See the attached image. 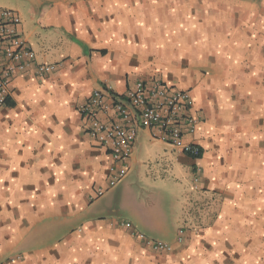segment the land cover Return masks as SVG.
Returning <instances> with one entry per match:
<instances>
[{
    "label": "crops",
    "instance_id": "obj_1",
    "mask_svg": "<svg viewBox=\"0 0 264 264\" xmlns=\"http://www.w3.org/2000/svg\"><path fill=\"white\" fill-rule=\"evenodd\" d=\"M0 7L19 13L36 62L57 66L16 76L0 108V264H264V0ZM156 78L190 90L203 120L186 140L203 156L143 128L127 176L95 198L110 158L87 134L80 106L96 89L122 94ZM138 175L178 190L183 220H163L152 196L142 208ZM110 200L143 219L91 217Z\"/></svg>",
    "mask_w": 264,
    "mask_h": 264
},
{
    "label": "built area",
    "instance_id": "obj_2",
    "mask_svg": "<svg viewBox=\"0 0 264 264\" xmlns=\"http://www.w3.org/2000/svg\"><path fill=\"white\" fill-rule=\"evenodd\" d=\"M21 24L16 10L0 7V108L7 105L10 85L16 76L29 67H34L39 76H45L57 67L36 62L34 50L22 36ZM80 112L86 120L87 134L105 148L110 158L107 183L95 190V198L106 194L127 176L129 160L143 128L152 130L154 139L194 159L203 153L200 145L186 140L198 131L203 120L195 109L190 90L162 79L138 80L122 94L107 87L96 89L80 106ZM179 233L182 241L183 229ZM146 243L154 250L173 248L162 241L146 240Z\"/></svg>",
    "mask_w": 264,
    "mask_h": 264
},
{
    "label": "rangeland",
    "instance_id": "obj_3",
    "mask_svg": "<svg viewBox=\"0 0 264 264\" xmlns=\"http://www.w3.org/2000/svg\"><path fill=\"white\" fill-rule=\"evenodd\" d=\"M149 139H145L143 145L146 146L148 144ZM196 171V169H194ZM134 184L136 187V195L137 201L141 204L142 208L150 207L149 197L152 200V203L157 206L155 208L156 211H161L164 214L163 220H183L182 217V196L181 193L176 191L170 186H166L164 182L160 181L159 178L153 179L156 180L152 183V176H134ZM194 180H197V176H194ZM172 188V189H171ZM104 197L100 202L105 200ZM108 206H104L103 208H97L92 211L95 219H106V220H125V221H137L142 220L141 216L135 217L132 213L125 210V208H118L114 201L109 202ZM153 205V204H152ZM158 209V210H157ZM154 210V212H156ZM155 214V213H154ZM130 223V221H129ZM182 229V228H181ZM184 231L186 228L183 229ZM144 231V230H143ZM142 234L147 235V232H143Z\"/></svg>",
    "mask_w": 264,
    "mask_h": 264
},
{
    "label": "trees",
    "instance_id": "obj_4",
    "mask_svg": "<svg viewBox=\"0 0 264 264\" xmlns=\"http://www.w3.org/2000/svg\"><path fill=\"white\" fill-rule=\"evenodd\" d=\"M189 156V155H188ZM203 156V153L199 155V158H201Z\"/></svg>",
    "mask_w": 264,
    "mask_h": 264
}]
</instances>
